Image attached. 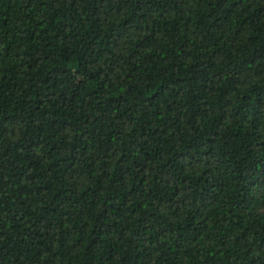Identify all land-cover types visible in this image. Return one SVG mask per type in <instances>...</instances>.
Returning <instances> with one entry per match:
<instances>
[{
  "label": "trees",
  "instance_id": "16d2710c",
  "mask_svg": "<svg viewBox=\"0 0 264 264\" xmlns=\"http://www.w3.org/2000/svg\"><path fill=\"white\" fill-rule=\"evenodd\" d=\"M0 264H264V0H0Z\"/></svg>",
  "mask_w": 264,
  "mask_h": 264
}]
</instances>
